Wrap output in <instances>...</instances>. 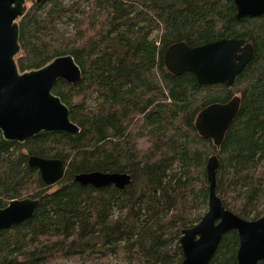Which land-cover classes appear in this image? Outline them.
<instances>
[{"label": "trees", "instance_id": "16d2710c", "mask_svg": "<svg viewBox=\"0 0 264 264\" xmlns=\"http://www.w3.org/2000/svg\"><path fill=\"white\" fill-rule=\"evenodd\" d=\"M25 7L18 71L71 56L81 80L58 81L52 93L80 132H44L22 144L0 133L1 207L39 201L31 219L0 232V264H182L181 233L207 211L212 156L224 207L246 221L263 215L264 16L237 20L233 0H25ZM222 39L253 47L232 87L167 71L170 46ZM233 97L239 112L216 149L195 120ZM30 157L62 161L63 179L46 186ZM90 172L126 174L130 184L74 182ZM237 248L236 233H227L210 264H237Z\"/></svg>", "mask_w": 264, "mask_h": 264}, {"label": "water", "instance_id": "95a60500", "mask_svg": "<svg viewBox=\"0 0 264 264\" xmlns=\"http://www.w3.org/2000/svg\"><path fill=\"white\" fill-rule=\"evenodd\" d=\"M233 3L239 21L264 16V0H233ZM25 14V0H0V133L4 141L18 144L44 132L77 135L80 130L71 122L69 109L52 93L58 81L73 85L81 80L73 58L60 56L39 70L18 71L15 61L20 53L18 20ZM252 55L253 47L244 40L222 39L198 47L176 43L166 50L163 60L173 76L189 73L198 85L230 88ZM239 108V97L206 107L196 117L197 133L219 149ZM28 165L39 172L46 186H55L64 177L65 168L60 160L30 157ZM218 166L215 156L208 159L207 211L194 227L181 233L182 264H210L222 237L229 232H235L238 238L237 264H259L264 261V213L255 221H246L224 207L216 194ZM74 182L94 189L113 186L123 190L130 184V177L90 172L75 175ZM38 205V200L29 198L12 200L3 208L0 205V232L31 219Z\"/></svg>", "mask_w": 264, "mask_h": 264}, {"label": "rangeland", "instance_id": "374dc122", "mask_svg": "<svg viewBox=\"0 0 264 264\" xmlns=\"http://www.w3.org/2000/svg\"><path fill=\"white\" fill-rule=\"evenodd\" d=\"M26 7H27V10H29L31 8V3L30 2H26ZM205 212V210H204ZM64 264H80L79 262H66ZM113 264H116V263H113Z\"/></svg>", "mask_w": 264, "mask_h": 264}]
</instances>
